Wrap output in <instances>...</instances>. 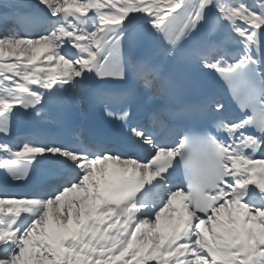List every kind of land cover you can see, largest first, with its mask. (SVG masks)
I'll use <instances>...</instances> for the list:
<instances>
[{"label": "snow or ice", "instance_id": "1", "mask_svg": "<svg viewBox=\"0 0 264 264\" xmlns=\"http://www.w3.org/2000/svg\"><path fill=\"white\" fill-rule=\"evenodd\" d=\"M4 19L0 171L37 190L0 192V264H264V0H37ZM158 42L162 59L125 56ZM208 75L238 114L211 91L182 99ZM130 78L146 121L135 87L95 92L118 142L44 126L93 80ZM21 110L33 127L13 137Z\"/></svg>", "mask_w": 264, "mask_h": 264}, {"label": "bare ground", "instance_id": "2", "mask_svg": "<svg viewBox=\"0 0 264 264\" xmlns=\"http://www.w3.org/2000/svg\"><path fill=\"white\" fill-rule=\"evenodd\" d=\"M3 2H10L11 0H2ZM35 2V6L37 5V0H34ZM14 4H18V5H23V3L21 2H14ZM12 5V4H10ZM9 5V6H10ZM162 43H157L154 47H152V49H155V48H158L161 46ZM163 51H164V48H162L160 51L156 52V53H152V54H149V56L147 58H153V59H161L162 56H163Z\"/></svg>", "mask_w": 264, "mask_h": 264}, {"label": "rangeland", "instance_id": "3", "mask_svg": "<svg viewBox=\"0 0 264 264\" xmlns=\"http://www.w3.org/2000/svg\"><path fill=\"white\" fill-rule=\"evenodd\" d=\"M2 3H5V4H7V5H10V4H14V2H21V3H23V1L24 0H11L10 2H8V3H6V2H3L2 0H0ZM162 222H163V220H162Z\"/></svg>", "mask_w": 264, "mask_h": 264}]
</instances>
